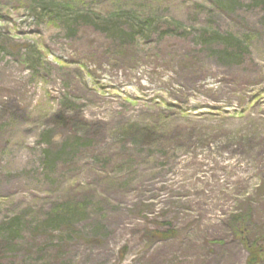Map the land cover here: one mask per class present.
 Returning a JSON list of instances; mask_svg holds the SVG:
<instances>
[{
	"label": "rangeland",
	"instance_id": "374dc122",
	"mask_svg": "<svg viewBox=\"0 0 264 264\" xmlns=\"http://www.w3.org/2000/svg\"><path fill=\"white\" fill-rule=\"evenodd\" d=\"M237 213L264 223L263 4L0 0V264H244Z\"/></svg>",
	"mask_w": 264,
	"mask_h": 264
},
{
	"label": "trees",
	"instance_id": "16d2710c",
	"mask_svg": "<svg viewBox=\"0 0 264 264\" xmlns=\"http://www.w3.org/2000/svg\"><path fill=\"white\" fill-rule=\"evenodd\" d=\"M218 1V0H217ZM221 3L227 6H232L235 3V0H220ZM219 3V2H218ZM254 4H263L264 0H253ZM134 24L137 25L136 17H133ZM140 26V24H138ZM141 27V26H140ZM143 28V27H141ZM213 35L217 39H221L226 45L231 42L238 43L231 35L222 36L216 32H213ZM85 209L83 203H77L75 201H66L57 205L51 212L48 214L47 220L44 223L48 222L55 225L57 229L65 228L64 224L70 225L73 224L75 217ZM232 221V230L234 234L238 235L241 238V242L244 244L246 250V259L244 264H264V223L262 225L253 226L254 223H244L247 221L248 216L246 214H235ZM17 218H13L8 225L11 227L13 221ZM57 225V226H56ZM253 226V227H252ZM4 229L0 226V232ZM152 236L158 238H167L173 234V230H153L151 231Z\"/></svg>",
	"mask_w": 264,
	"mask_h": 264
}]
</instances>
